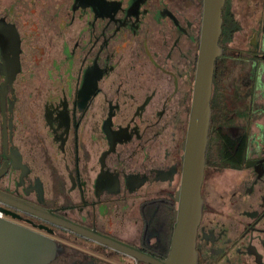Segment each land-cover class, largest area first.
Returning <instances> with one entry per match:
<instances>
[{"label":"flooded vegetation","instance_id":"flooded-vegetation-1","mask_svg":"<svg viewBox=\"0 0 264 264\" xmlns=\"http://www.w3.org/2000/svg\"><path fill=\"white\" fill-rule=\"evenodd\" d=\"M202 15L203 0H0V211L62 244L49 264L147 263L28 208L156 257L164 249ZM252 135L245 168L206 165L198 264H264V134ZM217 169L240 174L218 196Z\"/></svg>","mask_w":264,"mask_h":264},{"label":"water","instance_id":"water-1","mask_svg":"<svg viewBox=\"0 0 264 264\" xmlns=\"http://www.w3.org/2000/svg\"><path fill=\"white\" fill-rule=\"evenodd\" d=\"M225 4L226 0H203L194 99L184 145L182 183L177 192L178 207L168 255L159 258L51 212L28 210L147 264H198L197 237L204 207L202 185L212 121L215 62L225 54L219 45ZM62 252L63 246L59 241L0 216V264H49Z\"/></svg>","mask_w":264,"mask_h":264},{"label":"trees","instance_id":"trees-1","mask_svg":"<svg viewBox=\"0 0 264 264\" xmlns=\"http://www.w3.org/2000/svg\"><path fill=\"white\" fill-rule=\"evenodd\" d=\"M232 7L233 0H226L222 14L223 26L219 45L227 53L218 57L215 62L214 94L211 102L213 117L209 132L206 165L217 168L243 169L249 161L251 126L256 112H254L255 106H252L254 88L249 86V90H244V93H241L238 76L243 69L246 70L249 67L250 62L257 64L262 61V58L255 56L238 59L230 53L229 44L233 41L236 33L243 29V25L237 19ZM236 71L238 75L233 77ZM232 80L237 84L235 89L237 97L244 96V108L237 104L236 97L233 101L228 94ZM171 212L173 213V209ZM173 230L174 216L172 214L162 230V243L165 247L160 250L159 258H165L168 255Z\"/></svg>","mask_w":264,"mask_h":264},{"label":"rangeland","instance_id":"rangeland-1","mask_svg":"<svg viewBox=\"0 0 264 264\" xmlns=\"http://www.w3.org/2000/svg\"><path fill=\"white\" fill-rule=\"evenodd\" d=\"M232 9L243 25V29L236 33L233 41L229 44L230 53L234 56H242L244 59L255 55L262 58V61L257 64L250 62L249 67L241 71L243 89L245 91L249 90V86L256 82L254 78L260 73V78L258 79V81H261L260 91L255 92L257 101L254 106L257 110L254 109V112H256V117L251 126V134L255 135L254 140L258 141L260 135L264 134V117L262 118L264 113V104L262 102L264 99V0H233ZM235 75H238L237 71L233 77ZM236 87L237 84L232 80L229 89L231 90V96L234 98L237 97L235 94ZM237 175L240 174L229 170L217 169L212 171L209 174L208 182L215 184L217 187L214 195L218 196L221 193L220 185H223L225 189L231 188L234 182H237ZM130 236V233L126 234V237Z\"/></svg>","mask_w":264,"mask_h":264},{"label":"built area","instance_id":"built-area-1","mask_svg":"<svg viewBox=\"0 0 264 264\" xmlns=\"http://www.w3.org/2000/svg\"><path fill=\"white\" fill-rule=\"evenodd\" d=\"M0 216L2 217V212L0 211Z\"/></svg>","mask_w":264,"mask_h":264}]
</instances>
